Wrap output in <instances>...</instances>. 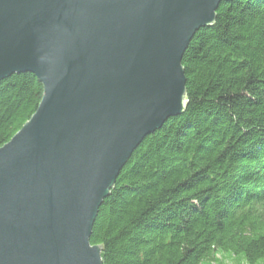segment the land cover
I'll use <instances>...</instances> for the list:
<instances>
[{
    "label": "water",
    "instance_id": "water-1",
    "mask_svg": "<svg viewBox=\"0 0 264 264\" xmlns=\"http://www.w3.org/2000/svg\"><path fill=\"white\" fill-rule=\"evenodd\" d=\"M231 0H0V81L43 85L0 147V264H103L99 208L135 149L187 108L183 55Z\"/></svg>",
    "mask_w": 264,
    "mask_h": 264
},
{
    "label": "trees",
    "instance_id": "trees-1",
    "mask_svg": "<svg viewBox=\"0 0 264 264\" xmlns=\"http://www.w3.org/2000/svg\"><path fill=\"white\" fill-rule=\"evenodd\" d=\"M182 64L186 110L135 149L90 241L103 264H264V0L222 2ZM42 96L31 72L0 81V147Z\"/></svg>",
    "mask_w": 264,
    "mask_h": 264
},
{
    "label": "rangeland",
    "instance_id": "rangeland-1",
    "mask_svg": "<svg viewBox=\"0 0 264 264\" xmlns=\"http://www.w3.org/2000/svg\"><path fill=\"white\" fill-rule=\"evenodd\" d=\"M224 264H247L244 260L237 259L234 256H223Z\"/></svg>",
    "mask_w": 264,
    "mask_h": 264
}]
</instances>
